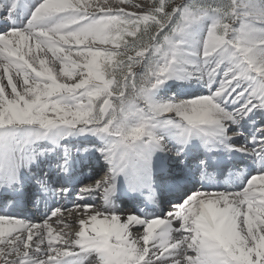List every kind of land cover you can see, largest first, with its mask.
Masks as SVG:
<instances>
[{"label":"snow or ice","instance_id":"obj_1","mask_svg":"<svg viewBox=\"0 0 264 264\" xmlns=\"http://www.w3.org/2000/svg\"><path fill=\"white\" fill-rule=\"evenodd\" d=\"M0 201V264H264V0H0Z\"/></svg>","mask_w":264,"mask_h":264},{"label":"bare ground","instance_id":"obj_2","mask_svg":"<svg viewBox=\"0 0 264 264\" xmlns=\"http://www.w3.org/2000/svg\"><path fill=\"white\" fill-rule=\"evenodd\" d=\"M50 58V57H49ZM6 79V78H5ZM176 88V86H174ZM9 91V89H8ZM10 92V91H9ZM163 94V93H162ZM168 95H171L168 93ZM104 177V176H103ZM102 177V178H103ZM261 187L258 185V188ZM74 202H79V203H83L84 201H75V200H71V201H67V203H74ZM88 202H91V203H94L96 204L97 206H101L103 201L102 199L100 198V196L97 194L93 197L90 198V200ZM26 214L25 216H28L29 213L28 212H31V211H25ZM34 212H37V211H34ZM79 213H76L74 210H73V213L72 215L70 216L68 212H64V217H65V221H64V224H57V220L59 219V217H53V219H51V221H48L49 223L52 224V226H58L59 228H54L56 229L57 232L63 230L65 232H75L77 230V228L79 229V224H78V220H76V216H78ZM42 217H43V213H41V218L39 220H36V221H42ZM71 223L73 226L71 228L69 227H65L66 224H69ZM137 231H141L142 232V229H133V234L135 235V233ZM55 234V233H54ZM175 235V234H174Z\"/></svg>","mask_w":264,"mask_h":264},{"label":"rangeland","instance_id":"obj_3","mask_svg":"<svg viewBox=\"0 0 264 264\" xmlns=\"http://www.w3.org/2000/svg\"><path fill=\"white\" fill-rule=\"evenodd\" d=\"M150 1L151 0H133V3H144V4H150ZM176 3H179L181 2V0H175ZM125 7H127V10L129 11H135V9H132L131 7H128L125 5ZM138 70V72L142 71L143 70V63H141L140 65H137L136 68ZM134 69V70H135ZM4 84L7 83L6 79L3 81ZM9 91H10V88H9Z\"/></svg>","mask_w":264,"mask_h":264},{"label":"trees","instance_id":"obj_4","mask_svg":"<svg viewBox=\"0 0 264 264\" xmlns=\"http://www.w3.org/2000/svg\"><path fill=\"white\" fill-rule=\"evenodd\" d=\"M133 55H134V53H133Z\"/></svg>","mask_w":264,"mask_h":264}]
</instances>
